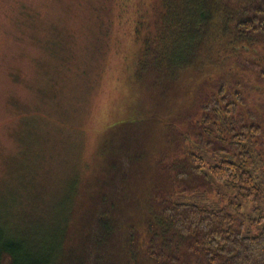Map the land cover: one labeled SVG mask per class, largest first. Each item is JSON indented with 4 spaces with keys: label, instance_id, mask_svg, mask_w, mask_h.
<instances>
[{
    "label": "trees",
    "instance_id": "1",
    "mask_svg": "<svg viewBox=\"0 0 264 264\" xmlns=\"http://www.w3.org/2000/svg\"><path fill=\"white\" fill-rule=\"evenodd\" d=\"M135 34L141 110L84 185L0 213V264H264V0H152Z\"/></svg>",
    "mask_w": 264,
    "mask_h": 264
},
{
    "label": "rangeland",
    "instance_id": "2",
    "mask_svg": "<svg viewBox=\"0 0 264 264\" xmlns=\"http://www.w3.org/2000/svg\"><path fill=\"white\" fill-rule=\"evenodd\" d=\"M150 2L0 0V213L37 215L75 178L84 185L105 135L141 110L135 21Z\"/></svg>",
    "mask_w": 264,
    "mask_h": 264
}]
</instances>
